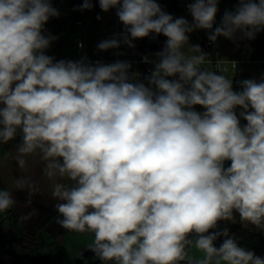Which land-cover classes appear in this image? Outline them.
<instances>
[{"label": "clouds", "instance_id": "1", "mask_svg": "<svg viewBox=\"0 0 264 264\" xmlns=\"http://www.w3.org/2000/svg\"><path fill=\"white\" fill-rule=\"evenodd\" d=\"M218 3L192 0L189 22L158 0H99L123 25L100 51L135 48L151 34L167 38L154 58L142 57L153 65L146 84L129 61L46 55L58 39L43 34L60 15L51 0H0V145L20 135L13 159L21 171L25 157L39 155L42 175L54 181L56 224L90 234L85 249L103 264H264L218 229L236 212L264 230V77L234 91L231 76L201 67L207 54L189 44L199 29L211 42L238 33L255 39L264 31V0H238L213 28ZM92 8L83 0L79 10ZM14 186L27 193L31 211L19 222H28L39 214L31 206L40 190L26 175ZM17 204L13 191L0 189V214Z\"/></svg>", "mask_w": 264, "mask_h": 264}, {"label": "rangeland", "instance_id": "2", "mask_svg": "<svg viewBox=\"0 0 264 264\" xmlns=\"http://www.w3.org/2000/svg\"><path fill=\"white\" fill-rule=\"evenodd\" d=\"M192 0H158L162 8L172 14L174 17H184L192 22V17L188 12L187 5ZM238 0H219L218 12L216 16L217 26L219 25L221 18L225 10L234 11ZM60 12L59 17H55V20L45 25L46 31L44 35L51 34L58 37L51 43L49 49L46 50V55L54 58H74L78 59L84 55L88 58H94L96 44L102 40L110 39V35L114 29L113 24L107 29L101 27L99 24L95 27H88L84 35V29L76 25L74 18L70 13V5L66 2L60 3L57 8ZM205 37H208L209 30L204 33ZM199 30H196L189 34V44L199 45L198 41ZM239 33L235 41L229 40L223 36H220L215 41L218 44V48L222 51L223 55L229 59L244 60L245 63L241 65L238 80L233 82L234 91H242L239 81L245 79H255L258 82L264 77V64L248 61L249 52L254 51L258 48V44L255 41L248 39H239ZM262 42H264V31L258 33ZM83 39L87 44V50L81 51L76 48L77 41ZM185 54L192 55L193 53L188 51V46H185ZM198 112H203L205 109L202 106H194ZM238 118L240 119L241 126L246 125L242 117H239L241 108L235 109ZM17 136H20L19 134ZM16 136V137H17ZM19 144H14L10 141L8 144L0 145V187L1 189H8L14 192V198L18 201L17 206L13 207L20 215L24 212L31 211V208H25L24 202L27 199V193L25 191H17L14 186L15 177L20 175H26L31 178L38 186L40 192L35 195L32 200V208L38 209L39 214L29 220L28 222L22 223V225L31 232L36 231L44 225L46 220H49L50 216L56 213L53 205L56 203L51 197L52 185L54 181L48 180L41 173L43 167L40 161L39 155H29L26 159V171L18 169L13 157L16 155V147ZM230 162V161H225ZM66 182V181H65ZM3 214V213H2ZM234 221L238 222L236 212L233 213ZM7 222L10 223L9 219ZM241 224L253 232H262L264 230H258L251 224ZM46 231L54 235V243L62 244L64 242L63 232L67 231L56 224V219L47 228ZM214 231V230H210ZM66 233L75 234V232L67 231ZM236 237V236H235ZM237 238V237H236ZM238 239V238H237ZM242 241V239H238ZM243 242V241H242ZM256 255L260 256V253ZM262 257V256H260Z\"/></svg>", "mask_w": 264, "mask_h": 264}, {"label": "built area", "instance_id": "3", "mask_svg": "<svg viewBox=\"0 0 264 264\" xmlns=\"http://www.w3.org/2000/svg\"><path fill=\"white\" fill-rule=\"evenodd\" d=\"M66 2L70 5V13L75 20L77 26L82 27L84 29V35L87 34L86 30L88 27L95 28L98 24L107 29L113 24L114 29L110 34L112 38L114 36H118L119 33L123 30V25L119 22L118 17L116 15V9H110L108 12H104L99 7V0H92L93 8L85 9L80 11V6L83 3V0H51L52 6L57 8L60 3ZM99 17V19H97ZM55 20V17L49 19V22ZM217 26V22L214 24L213 28ZM206 30L199 29L198 41L200 47L203 52L207 54V60L201 67L212 69L214 71L222 72V74L231 76L233 82L237 80V77L240 72V67L245 63L244 60L238 59H229L226 58L222 51L218 48V44L216 42L209 41L208 37L204 36V32ZM151 34L150 37L142 38L134 40L133 43L136 45L135 48H129L126 45L121 44V47L118 49H109L107 51H100L96 44L95 48V56L94 58H88L90 62H95L97 60L103 63H113L116 60L121 61H129L132 65L130 69V74L136 73L138 74L137 79L141 82L147 84V81L144 79L145 76L150 74V70L153 65L142 62V57L148 55L154 58V53L161 50L165 39L160 36L153 39ZM103 41V40H102ZM76 48L81 51L87 50V44L83 39H79L76 44ZM117 53H121V55H117ZM252 52H249V57ZM85 56V55H84ZM72 60L78 61V59L74 58H55V60ZM217 61H222L218 66ZM248 61L256 62L264 64V60H250Z\"/></svg>", "mask_w": 264, "mask_h": 264}, {"label": "flooded vegetation", "instance_id": "4", "mask_svg": "<svg viewBox=\"0 0 264 264\" xmlns=\"http://www.w3.org/2000/svg\"><path fill=\"white\" fill-rule=\"evenodd\" d=\"M7 219H9L8 215L6 216L5 213L0 214V234L1 236H4L5 240H7L8 242L7 248L4 249L3 258L8 263L15 262L16 260L15 256L50 255V257L54 259L57 264H103L101 260L95 257V254L93 252L85 249V245L91 241L90 234L75 233L72 235L66 233L67 231H65L63 232V234L65 235L64 242L59 245L54 243L53 241L55 238L54 235L48 233L46 231V228L52 222H54V220L57 219V217L49 224H48L49 220H46L44 225L34 232H31L25 228L30 233H35L39 231L41 228H43L39 240L22 237L16 231H14L11 225V221L9 220L10 223H8ZM213 230L215 231L217 229H213ZM258 233L264 235V233L262 232H258ZM223 239L224 237L218 238V240L215 242V245L219 247ZM242 241L238 240L239 245L241 247L252 250L255 252V254L260 253V256L264 258V247L262 245L251 244L243 239ZM75 244L78 245L76 248H75ZM109 264H113V262H109Z\"/></svg>", "mask_w": 264, "mask_h": 264}, {"label": "trees", "instance_id": "5", "mask_svg": "<svg viewBox=\"0 0 264 264\" xmlns=\"http://www.w3.org/2000/svg\"><path fill=\"white\" fill-rule=\"evenodd\" d=\"M161 37L165 40L167 39L163 35H161ZM253 41H255V43L258 44V48L255 49L254 51H252V54L249 57V59L250 60H258V59L264 60V42H262L258 33L256 34V37H255V39H253ZM20 142H21L20 136H17L13 140L14 144H19ZM228 166H230V162H225V167H228ZM0 189H1V187H0ZM5 215L9 216V220L11 221L12 228L19 235H21L24 238H28V239H37V240L40 239V234H41V231L43 230V228H41L39 231H37L35 233H30L28 230L25 229V227L22 225V223L19 222L20 213L16 209H14V208L10 209L9 211H7L5 213ZM236 216L238 218V222L219 221L218 222V229H223L226 227V228H228L230 234L235 235L239 239L246 240L248 243H251V244L262 245L264 247V235L260 234L256 231L253 232V231L249 230L248 228H245L241 224V220H240L238 213H236ZM56 217H58L57 212L51 216L50 220L48 221V224L50 222H52ZM77 246L78 245L75 244V248Z\"/></svg>", "mask_w": 264, "mask_h": 264}, {"label": "water", "instance_id": "6", "mask_svg": "<svg viewBox=\"0 0 264 264\" xmlns=\"http://www.w3.org/2000/svg\"><path fill=\"white\" fill-rule=\"evenodd\" d=\"M7 240H5L4 236L0 234V264H57L54 259L50 257V255H39V256H31V255H22L15 256V262L8 263L3 258L4 249L7 248Z\"/></svg>", "mask_w": 264, "mask_h": 264}, {"label": "crops", "instance_id": "7", "mask_svg": "<svg viewBox=\"0 0 264 264\" xmlns=\"http://www.w3.org/2000/svg\"><path fill=\"white\" fill-rule=\"evenodd\" d=\"M237 80H238V78H237ZM237 80H236V81H237Z\"/></svg>", "mask_w": 264, "mask_h": 264}]
</instances>
